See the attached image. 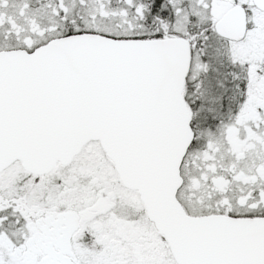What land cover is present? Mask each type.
I'll return each mask as SVG.
<instances>
[{"label":"snow or ice","instance_id":"snow-or-ice-1","mask_svg":"<svg viewBox=\"0 0 264 264\" xmlns=\"http://www.w3.org/2000/svg\"><path fill=\"white\" fill-rule=\"evenodd\" d=\"M0 264H264V0H0Z\"/></svg>","mask_w":264,"mask_h":264}]
</instances>
